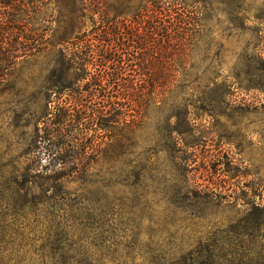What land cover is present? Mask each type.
<instances>
[{
	"label": "rangeland",
	"instance_id": "obj_1",
	"mask_svg": "<svg viewBox=\"0 0 264 264\" xmlns=\"http://www.w3.org/2000/svg\"><path fill=\"white\" fill-rule=\"evenodd\" d=\"M93 1L15 0L44 12L29 29L47 52L0 86V264H264V0H198L202 33L177 69L176 102L105 140L81 178L42 180L43 156L14 194L8 179L29 167L55 51L77 43L75 16ZM146 1L98 6L130 16Z\"/></svg>",
	"mask_w": 264,
	"mask_h": 264
},
{
	"label": "trees",
	"instance_id": "obj_2",
	"mask_svg": "<svg viewBox=\"0 0 264 264\" xmlns=\"http://www.w3.org/2000/svg\"><path fill=\"white\" fill-rule=\"evenodd\" d=\"M99 2L77 11V43L70 50L55 51L42 127H34L29 145V167H14L8 179L16 196L27 187V179L41 174L37 165L43 156L47 164L42 180L60 181L69 173L81 178L105 140L137 128L149 108L162 110L176 102L177 88L183 87L177 69L186 66L193 42L202 33L203 2L147 0L130 16L121 10L112 17ZM15 4L0 0V86L19 63L47 52L40 28L29 29L31 19L44 12ZM87 18L95 28L89 40H82L85 32L79 34Z\"/></svg>",
	"mask_w": 264,
	"mask_h": 264
}]
</instances>
